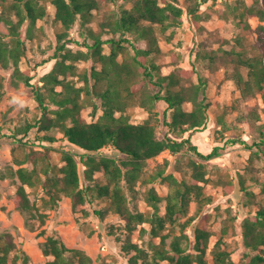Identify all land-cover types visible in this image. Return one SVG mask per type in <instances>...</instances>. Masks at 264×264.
Wrapping results in <instances>:
<instances>
[{"label": "trees", "instance_id": "obj_1", "mask_svg": "<svg viewBox=\"0 0 264 264\" xmlns=\"http://www.w3.org/2000/svg\"><path fill=\"white\" fill-rule=\"evenodd\" d=\"M47 0H0V20L9 30L8 42L0 33V66L12 65L14 72L20 76L18 63L26 53V43L22 38V29L25 30L26 39L31 40L39 33L35 30L38 20L48 16L45 2ZM106 0H48L54 8L53 21L60 25L56 32L57 50L62 52L65 48L68 31L77 19L82 24L91 22L93 12H98ZM114 3L115 0H107ZM132 2L129 9H121L116 20L113 22L100 23L99 31L92 33V43L85 44V55L63 54L61 60L53 57L55 63L50 71L41 75L40 85H29L30 77H22L24 83L33 88V94L37 103L38 114L32 122L24 127L13 131L11 135H0L13 140V154L15 163L21 166L31 164V169L18 167L13 170L8 167L5 176L17 178L19 184L14 192V205L27 220L26 226L35 231L44 223L45 215L39 208L32 204L28 198L26 188L32 191L41 186L45 199L42 208L48 209L59 202L62 198L71 200V208L74 214L83 212L82 205L89 196L96 199H109L114 204V212L125 220V228L128 234L135 230L136 224L147 223L150 226L151 237L159 238V243L149 244V253L137 244L126 240L122 249L125 253L131 250L134 254L128 258V264H205V253L208 247L209 233L200 228L194 229V245L191 252L182 246L184 235H172L169 247H165V239L174 230V225L180 226L184 231L190 225L189 221L178 223L187 211L190 194V186L182 184L173 195L166 198L165 213L160 214L157 202L160 199L155 193H149L148 201L152 211L148 214L129 213L124 207V194L119 185L122 181L129 192L134 191V184L138 180L146 162L168 151L171 155L176 154L183 148L193 152L198 158L210 160L220 156L221 147H214L208 154L200 153L190 139L184 138L188 133L204 128L209 120L208 110L210 103L206 95L207 80L197 75L196 82H185L180 75V69H175L163 75L161 65L157 59L161 54L158 45V34L165 32L170 26H177V20L183 15L198 19L197 12L207 2L216 0H184L183 5L178 6V0H123ZM228 14L232 19L236 30L233 44H220L215 50L206 51L199 48L196 53V61L206 66L222 61L232 68L231 80L238 90V97L230 106L237 110L240 102L255 97L257 94L264 101V6L255 2L247 7L243 1H235L227 6ZM253 14L259 24L254 32L255 43L248 39L250 26L246 15ZM180 24V23H178ZM107 28L112 34L110 38L101 40V34ZM130 38L142 40L147 43L145 50L133 49L134 55L129 57L128 62H119L118 56L124 54L126 45L133 47ZM60 42H62L60 44ZM108 45L109 52L103 53V46ZM55 53L54 56H56ZM90 58L93 65L90 76L86 73H78L74 65L79 59ZM64 60L70 63L65 64ZM95 64L99 65L98 68ZM183 70V69H181ZM197 69L192 63V69ZM78 76L84 82L83 87H76L72 77ZM135 76L148 85L158 89L153 95H137L132 87ZM89 82L90 85H89ZM101 100L102 113L94 122H86L81 117V110L85 105L92 103V98ZM128 99L139 100L140 104H154L162 100L166 105L163 113L164 125L167 134L158 139L154 125L149 119L142 123H132L127 113ZM184 102L191 103V110L184 111ZM54 106L51 108V106ZM95 109V108H94ZM226 108L215 113V123L223 128L226 127ZM30 129H35L36 138L40 142L53 144L57 141L53 132H58L71 145L81 149L84 154L79 163L84 167L83 175L88 181L95 182L93 175L102 171L107 182L96 181L93 188L80 183L78 162L70 151L60 149L62 165H56L51 161V155L46 151L30 150L25 153L27 145L20 135H26ZM258 142L252 145L257 149L264 146V125L258 128ZM230 143H239L247 148L244 141L232 140ZM110 147L123 156V159H113L101 155L102 149ZM166 162L164 163V167ZM194 167L193 187L200 189L197 182L203 180L204 173L198 164ZM164 169H159L151 175L147 181L152 182L162 179ZM184 189V190H182ZM199 195V193H196ZM166 224L172 227L166 231ZM81 229L87 231L84 224ZM44 230L38 231L37 236H43ZM243 242L247 249L241 264H264V209L256 211L252 220L245 219L242 223ZM216 242L213 255L215 264H233L229 261V253L219 248ZM40 249L49 260L46 264H93L92 259L82 250L68 248L61 237L57 234L48 236L41 244ZM29 257L16 247L12 236L0 233V264H28ZM106 264V263H105Z\"/></svg>", "mask_w": 264, "mask_h": 264}, {"label": "rangeland", "instance_id": "obj_2", "mask_svg": "<svg viewBox=\"0 0 264 264\" xmlns=\"http://www.w3.org/2000/svg\"><path fill=\"white\" fill-rule=\"evenodd\" d=\"M235 1H243L247 7L255 2L264 6V0L207 2L197 12L198 19L183 15L177 20L179 21L177 26H170L165 32L158 34L161 54L157 63L161 65L163 75L177 68L180 69L181 78L185 82H196L198 74L207 80L209 120L204 128L193 132L190 136L186 133L184 138L188 137L191 144L204 155L214 147H221L220 156L203 160L186 148L174 155L164 151L146 162L134 184L133 192L128 191L124 181L119 183L124 194V207L133 214H148L152 211L148 201L149 193L152 192L160 199L157 205L160 214L164 215L166 198L181 189L182 184L190 186L186 214L178 220L180 224L189 221L190 225L183 232L179 230L180 226L174 225V231H171L170 236L165 239V247H169L172 235L182 234L186 236L182 238V246L191 252L194 245V229L208 231L210 236L204 258L205 264H215L213 251L220 237L219 248L229 253V261L233 264H241L247 252L243 242L242 223L245 219L252 220L256 211L264 209V146L257 149L252 145L253 142H258L257 128L264 125V101L257 94L245 102H240L237 110L230 109L238 97V90L230 78L232 68L222 61L209 67L196 61L199 48L211 51L220 44L224 45L228 42L233 44L236 30L228 14L227 6ZM183 2L184 0H178V6L181 7ZM131 5V1L115 0L111 3L106 0L98 12H93L91 22L82 24L81 20L77 19L68 31L65 48L60 53L55 52L58 46L56 32L60 29V25L53 21L54 8L47 0L45 6L48 16L38 20L35 26L39 35L28 40L25 36L27 24L22 29L26 53L18 63L21 78L28 76L31 78L29 85H40L41 75L50 71L55 63L53 57L61 60L63 54L85 55L87 48L84 45L92 43L91 34L99 31L98 25L115 21L120 10L129 9ZM246 18L251 31L248 39L254 44L256 41L254 30L260 22L253 14H247ZM108 31L105 28V32L101 34V40L104 41L112 36ZM0 33L6 36L4 41L8 42L9 30L1 20ZM130 40L134 46L125 44L127 48L124 54L118 56L119 62H128L129 57L134 55L133 49L145 50L147 47L145 41H134L132 38ZM108 47V45L103 46V53L109 52ZM55 53H57L56 56H54ZM64 62L70 63L68 60ZM192 63L197 73L191 70ZM74 65L78 73H86L89 78L93 65L90 58L79 59L74 62ZM95 67L98 68L99 65L95 64ZM21 78L17 72H14L12 65L6 68L0 66V135H11L13 131L32 122L38 114L33 88L26 85ZM70 79L75 82L76 87H83L84 82L78 76ZM132 87L137 95H153L158 91L157 88L141 80L139 76H135ZM53 107L52 105L51 108ZM166 107L162 100L155 101L152 105L147 103L143 105L138 99L136 101L128 99L126 108L132 123H142L149 119L154 125L157 138L162 139L167 134V128L163 123ZM182 108L184 111H190L191 103L184 102ZM222 108H226L228 112L225 116V128L215 123V113H219ZM101 113V100L93 97L92 103L85 105L81 110V117L86 122H94ZM42 134H37L35 129H30L26 135L19 136L27 143L24 147L25 153L31 149L44 152L46 150L43 147H46L51 155L52 163L59 166L63 164L60 160L59 148L70 151L77 162L84 154L81 149L68 143L58 132H53L57 139L53 144L38 141L36 136ZM232 140L244 141L248 147L251 145V148L236 142L230 143L229 141ZM13 147L15 144L12 139L0 138V233L7 232L12 236L16 247L28 255V264H46L49 258L42 254L40 244L54 234L59 235L68 248L84 251L92 259L93 264H128V258L134 254V251L124 252L122 246L126 240L137 244L148 253L149 244L159 243V238L151 237L149 234L150 226L147 223H133L135 230L128 234L125 220L114 212L115 206L109 199H96L89 196L81 206L83 212L78 215L72 212L71 200L65 197L51 208L43 209L42 201L46 196L41 186L33 191L26 188L30 202L45 215L43 225L31 231L26 226L27 220L14 205L13 196L19 181L17 178L6 177L5 172L8 167L13 170L18 167L31 169L32 165L29 163L17 165L14 156H17L18 152L15 151L13 154ZM100 154L113 159H123L121 154L110 147L102 149ZM193 164L200 165L204 173L203 180L196 184L200 187L199 190L193 187ZM159 169H164V178L144 182ZM78 170L80 183L84 186L93 188L97 180L107 182L102 171L95 172L93 179L96 181L91 182L84 178V167L79 162ZM80 224H84L87 231H91V235L84 232ZM170 228L172 229L166 224V231ZM41 229L45 233L39 237L37 233Z\"/></svg>", "mask_w": 264, "mask_h": 264}]
</instances>
